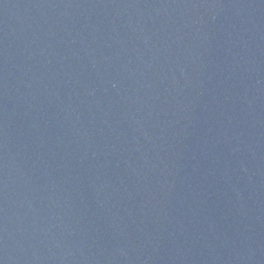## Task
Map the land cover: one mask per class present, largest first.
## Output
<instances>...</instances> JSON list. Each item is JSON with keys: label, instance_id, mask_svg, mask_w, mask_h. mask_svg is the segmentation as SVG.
Wrapping results in <instances>:
<instances>
[{"label": "water", "instance_id": "obj_1", "mask_svg": "<svg viewBox=\"0 0 264 264\" xmlns=\"http://www.w3.org/2000/svg\"><path fill=\"white\" fill-rule=\"evenodd\" d=\"M0 264H264V0H0Z\"/></svg>", "mask_w": 264, "mask_h": 264}]
</instances>
